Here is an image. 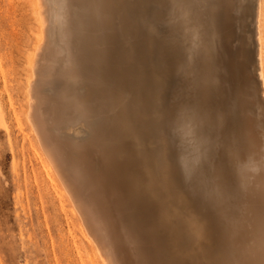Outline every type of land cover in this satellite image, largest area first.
Masks as SVG:
<instances>
[{
	"label": "bare ground",
	"instance_id": "1",
	"mask_svg": "<svg viewBox=\"0 0 264 264\" xmlns=\"http://www.w3.org/2000/svg\"><path fill=\"white\" fill-rule=\"evenodd\" d=\"M73 1L84 4L91 16L88 26L94 38L89 36L90 46L88 44V52L82 59L86 58L90 63H93V78L95 77L94 79L97 81V85H95V81L94 85L99 90V95L94 94L98 95L97 97L101 101L104 100L107 105L113 101H118L117 103L120 105L124 100L123 107L118 105L119 113L121 112L120 122L123 124V128L131 129L137 137L133 139L138 141L137 147L139 149L141 146L140 151H143V154L140 152V156H135L138 159H135L141 158L142 164H139L144 169L140 165L137 166L138 169H133L132 166V170H138L139 175H137L133 174L134 172L132 173L130 168L127 169L123 165L124 163L122 164L123 160L121 162V159L125 158L127 153L122 154L125 155L122 157L116 149L114 135L118 133L111 134L113 137H109L102 131L99 105L87 101L83 94L76 96L67 90H60L59 94L53 95L41 91L40 86L44 84L43 88L51 81H59L63 78L70 83H79V76L88 77V69L84 64L78 62L79 74H74L71 65L75 64L73 61L75 59L71 58L72 56L69 57L68 54H61L58 50L53 53L50 46L54 41V38L49 37L51 28L54 27L50 22L54 20L55 25L65 32L67 31L66 27L70 25H66L68 15L64 13V9L71 10L69 18L84 19L82 14L77 11L79 8L73 5L72 0H35L34 9L38 31L36 49L33 51V54L35 53L32 67L33 77L31 76L27 83L30 100L28 121L32 124V130L34 134L36 132L40 147L43 149L45 171L48 175L49 172L54 174L63 192L70 198L85 224V226L82 224L85 230L81 229L92 245L99 262L101 264H155L159 257L156 256V253L152 254L151 246H155L157 243L155 241L147 242L141 238L135 229L134 213L132 212V207L135 204L134 197L150 195L154 199V203L165 207L168 214L190 216L189 218L183 217V219L193 218L191 224L186 222L192 226L188 227V230H192V237L189 239H195V246L190 243L189 246L183 244V240L179 238L177 232H172V229L168 228L173 233L168 230L173 236L172 239L176 240H173L175 242L173 245L175 258V254L185 253L195 261L194 264H210L209 257L212 255L210 250H213L218 254H216L217 256H220L221 264H236L238 259L232 261V257H230L233 255L234 258L235 253L229 254L234 250L229 252V246L232 243L229 244L228 237L229 246L224 243L228 247L222 251L216 244L209 243L207 234L208 231H212L213 223L216 222H213L211 226V221L214 219H210V217L212 218L210 214H215L219 218L221 226L225 225L227 209H230V200L233 198V191H235L234 188L233 191L230 190L233 182L234 185L236 182L240 184L242 191H239L245 194L247 207L264 214V152H262L264 143L256 146V148H261V151L258 150L260 157L257 163L258 159L255 161V165L244 159L248 157L247 155L243 156V160L241 159L243 155L241 152L248 154L245 148L248 150L250 148L245 146V142L248 141V145L254 144L251 142L253 141L252 127L256 126L260 133L264 130V120L259 116L261 113H258V109L262 105L259 93L264 99V28L262 24L264 1L258 0L255 9L254 34L258 44V68L255 69L259 70V81H257L258 78L253 80L256 78L255 76L252 80L248 78L252 73L246 76L244 68L247 65L244 57L247 60L249 55L242 54L241 46L235 45L236 43L232 45L231 37H229L232 29L227 23L226 17L229 15L227 13L232 7H235L238 10V18L242 19L245 16L243 8L246 3L243 0ZM64 5L67 7L63 8ZM232 11L230 10V12ZM233 13L231 14L233 15ZM242 27L240 28L243 29ZM58 32L56 30V35ZM52 34L50 33V35ZM63 40L66 41V39H61L62 42ZM72 41L74 42V40ZM56 64L62 70L59 73L54 72ZM57 75L62 78L56 79ZM84 81L88 82V80ZM83 83L85 82L81 84ZM93 88L90 87V90ZM93 92L95 91L91 93ZM86 93H88V89ZM118 106L116 107L118 108ZM76 124L85 127L84 137H79L70 131ZM121 138L124 140L123 137ZM118 142L117 144H119ZM258 152L256 151V153ZM249 153L255 154V152ZM252 159L255 160L256 157L254 158L253 155ZM252 159L249 158V161L254 162ZM129 162L131 163V161ZM130 163L128 164L130 165ZM132 164L134 165V161ZM126 166L128 167V165ZM199 176L211 177L210 185L206 186L200 183L197 179ZM185 181L189 182L187 184L190 188L183 192L180 189V184ZM245 196H242L243 200ZM239 201V204H236L238 206L235 205L236 208L241 205ZM244 203L243 201L242 204ZM147 204L144 206L147 207ZM160 213L162 214V211ZM237 213L239 214V212ZM154 218L155 216H153ZM169 218L171 219V217ZM162 220L165 222L168 219L166 217ZM238 222L243 223L244 221L238 220ZM169 223L170 226L171 220ZM217 223L219 224V222ZM158 224L160 225V223ZM243 225L245 226V223ZM82 226L80 224V227ZM173 226L175 225L170 227ZM217 229H213V232ZM242 229L245 230V227ZM259 229L264 231V225L259 226ZM238 231L236 229L237 234L240 232ZM161 233L160 235L163 237L167 236V232ZM243 233L241 232L240 235L244 236ZM184 235L187 234L181 235V238ZM233 237L235 236L233 235ZM158 239L160 238L158 237ZM225 239L226 237L223 240ZM243 239L246 240V236ZM243 239H237L242 244L240 255L243 257L241 252L245 251L243 254L250 257L251 255L246 252L248 250L242 248L246 246L247 242L249 243V240L244 245V242H240ZM165 240L163 241L165 242ZM167 249L170 248L167 247L166 252H171ZM161 250L163 249L160 248V252ZM237 251L239 252V250ZM163 252L165 253V251ZM208 252L211 253L209 257ZM168 254L171 253H166V255ZM252 254L254 255V252ZM178 257L180 260L181 257ZM247 257L240 258V260L247 259ZM210 258L212 260L213 257ZM216 260L219 262L218 259ZM167 261L170 262V260ZM258 264H264V256L259 257Z\"/></svg>",
	"mask_w": 264,
	"mask_h": 264
},
{
	"label": "rangeland",
	"instance_id": "2",
	"mask_svg": "<svg viewBox=\"0 0 264 264\" xmlns=\"http://www.w3.org/2000/svg\"><path fill=\"white\" fill-rule=\"evenodd\" d=\"M243 2L244 3L246 2V3L243 8V11H244L243 15L245 16H243L242 19L238 18V10L235 7H232L234 10L232 8L230 9L231 11L233 10L232 12H230L229 10L227 13V15L229 14L228 15L229 18L226 17L227 23L229 27L232 29V32L230 33L229 37H231L230 40H231V44L233 43L232 45L236 43L235 45L241 46L242 54H244L245 56L249 55L247 60L244 57V60L246 61V65H247V67L244 68V70L246 69L245 70V74H247L246 76H249L252 73V75H250L248 78L252 80L253 76H255L256 78L254 77L255 79L253 80H257L258 78L257 81H259V72H258L259 70H256L258 68L257 67V61H258L257 46L258 44H257L256 35L254 34L255 33V30H254L255 29V13H256L255 9H256L258 0L256 1L255 0H243ZM72 3L74 6L79 8V10L77 11H79L82 14L84 19L77 20L73 17L69 18V14L71 13V10H69L68 8L64 9L63 10L64 13L68 15V18L66 21L68 23H66V25L67 26L69 24L70 25L66 27L67 31L65 32L62 29L60 30L58 25L57 26L55 25L54 20H52L53 24L52 22H50L51 26L52 27L54 26L57 32L59 31L56 35V30H54L55 28L54 27L53 29L51 28L50 33L51 34L53 33V34L50 35L49 33V37L51 36L52 39L54 38L53 39L54 41L53 40H52L53 42L51 41L53 44L51 43L50 46H51V50L53 53L56 50H58L60 51L61 54H64V55L68 54L69 57L72 56L71 58L75 59L73 61L76 64V66L75 64L71 65L73 67L74 74H77V75L79 74L78 62H81L82 64H84V66L88 69V75H87L88 77L84 78L83 76H79L80 77L79 83H73V82L70 83L66 81L65 79L63 80V78L60 77V75H57L56 79L58 78H62V79L61 80L59 79L58 81V80H55L54 78L55 80V81L53 80L54 82L51 81L50 83H48V85L45 84L43 88H42V85L44 84H42L40 86L41 91L43 93L53 95L57 93L59 94L63 90H67L76 96L83 94L86 96L87 101H90L94 104L99 105L100 110H101V116H102V124H101L102 131L108 134L109 137L110 136L113 137L112 135L118 133L114 135L115 136L114 141L116 143L115 145L117 146L116 149H118V151L120 152L119 154H121L122 157H125V155H122V154H126V153L128 155L131 154L130 156L126 154V157L123 159H121L122 157L120 156L121 162L123 160L122 164L124 163L123 165L127 169L130 168L129 170L132 173L134 172L133 174L139 175L138 174L139 172L136 169H138L137 166H139L140 165L139 163H141V158H139L140 162L139 160H136V159H138L137 157L140 156V152L143 154V151H140L142 149L140 145L139 146L141 149L140 148L138 149L137 147L138 141L136 142L133 139L134 137H136L133 134L134 132L131 129H127V127L123 128V124L120 122L121 112L119 113V111H120V107H123L124 105V100H122L123 97L120 99V101L121 100L123 101L122 103L123 105L120 103L121 106L119 105V103H117L118 101L117 102L113 101V103L112 102L110 103L111 105L110 104L107 105L104 100L101 101L100 99H98L97 96L99 95V90H98V87L95 86L97 85V81L94 79L95 77L93 78V75H94V72H93L94 66L92 67L93 63L92 62L90 63V61L86 58H84V60L82 59V57L86 56L87 54L86 52H88L87 49H89V46H90L89 39L91 37L94 38L92 35V31L90 27L88 26L91 16L88 14L89 10L84 4L80 2L78 3L73 0H72ZM34 5H35V0H0V264H101L95 255L92 245L88 242V240L86 239L82 231V229L85 230L82 226L83 224L82 219L78 215V212L75 210L70 198L65 194V192H63L54 174L52 172H49V175H48L47 172L45 171L44 169L45 155L42 151L43 149L42 147H40L41 144H40L39 138L37 137L36 132H35L36 134L35 135L32 130L33 128V126L31 127L32 124H30V121H28L29 120L28 111L30 108V100L28 98L27 83H28L29 78L31 76L33 77L32 67H33V62L35 59V56H34L35 53L33 54V51L36 49V37H37V31H38V22H37V17L35 15ZM66 5H64L63 8H66L67 7ZM235 10L236 12H234ZM231 13H233V15ZM262 24L264 28V17H263ZM71 25L72 27L70 28ZM241 26H243L242 27L243 29L240 28ZM245 32L247 33L245 34ZM61 35H63L64 37L62 36V38H60ZM263 36H264V30H263ZM239 38H241L242 40L241 39L239 40ZM61 39H66V41L63 40L62 42ZM235 39H238L239 41ZM72 40H74V42ZM55 41L57 42L58 45H60L59 46L60 48L58 47ZM76 41L78 42L76 43ZM82 41H84L83 43H86V42L87 43L83 44ZM96 45L98 46V44ZM69 48L71 49L69 50ZM30 55H33L34 57L33 56L31 57ZM263 56H264V46H263ZM263 64H264V58H263ZM54 66H56L54 67V72L59 73L62 71L59 65L56 64ZM250 70L251 72H249ZM90 77H92L93 79ZM82 78L83 80H81ZM84 80H88V82ZM56 81L58 82L56 83ZM61 81H63L64 83H62ZM82 82H85V83L81 84ZM86 83L87 84L89 83L88 84L89 86ZM60 84L61 85L63 84V86H61ZM90 87L92 88L94 87L96 90L94 88L91 90L95 92L91 93L92 91L90 90ZM87 89H88V93H86ZM94 93L95 94L97 93L98 95H95ZM86 94L88 95V97ZM259 94H260L259 95L260 104H262L260 105L259 108L260 109L262 108V109L261 110L258 109V113H261L259 116L260 118H262V120H264V114H263L264 113V101H263L264 99L261 98L262 97L261 93ZM116 106H118V108ZM71 129L72 130L70 131L74 134L76 133V135L79 137H84L86 134V129L81 124H76ZM122 130H125V131L123 132ZM120 134H123V135H120ZM128 135L129 136L132 135V136L129 138L127 137ZM252 135H253L252 137L253 141L251 142H254V144H252L254 146L248 145L249 144L248 141L245 142L247 144V145L245 144V146L250 147L249 148L250 151L248 150V148H245L247 149L248 154H245V152H241V155L243 154L241 156V159L244 158L245 155H247L248 157L247 158L245 157L244 159H246L247 162H250L252 164L254 163L253 165H255V161L257 159L258 160L256 161V163L259 161V157H260L259 152L261 151V148L257 147L258 148L257 149L256 146L263 145L264 130L262 133H260L258 131V128L256 126H253ZM121 137H123L124 140H122ZM136 138L135 140H137ZM117 142L119 144H117ZM134 147H136L135 148L137 149L136 151L134 150ZM129 149L131 150L129 151ZM256 151L258 153H256ZM249 152H255V154L254 153L252 154ZM262 152H264V150H262ZM256 154L257 156H255ZM253 155H254V158L256 157L255 160L252 159ZM249 158L250 160L252 159V161L254 160V162L249 161ZM127 160L128 162H126ZM129 161H131V163L132 161H134V165L133 164L131 165ZM128 163H130L131 166ZM126 165H128V167ZM132 166H133V169L136 168L135 171L132 170ZM140 167L142 166L140 165ZM142 168L144 169V167ZM197 179L200 181V183H203L206 186H209L212 178L209 176H199ZM187 182L185 181L182 184H180L181 191L183 190V192H185L188 190V188H190ZM235 184L236 185H234V182H233L232 183L233 186L231 185L232 187H230V190L234 188L233 190L235 191L232 190L233 191V196H232L233 201H231L232 200L231 199L230 200L231 204L229 205L230 209L232 208V210L230 211V209H227L228 212L226 215V219L224 220L225 222L224 226L226 228L224 226H221L219 218L215 214H210V216H212V218L210 217V219L211 220L214 219V221L210 220L211 226L213 224L215 226L213 225L212 226L213 228L211 227L212 231L211 230L208 231V234H207L208 241L211 245L212 243L216 244L219 248H221L220 250L222 251L227 249L229 244L232 243V245L235 247L230 245L229 248L232 250H230L229 248L228 249H229V252L233 250L236 251V252L233 251L229 253V254L235 253L234 258H233V255L230 257H232V261L233 259H235L234 261L238 259L236 261L237 263L235 262L236 264H239L241 262H242L241 264H252V263L258 264L259 257L264 256V243H262L264 242V231H261L259 229V226L264 225V214L258 213L255 209L253 210V208L251 207L249 208L247 207V199H246L245 194L241 192L242 189H240L241 188L240 184L237 182ZM236 188H238V190H236ZM238 191L241 192L240 195L238 194ZM241 194L242 196H245L244 200ZM134 200H135L134 201L135 204L132 207V212L134 213L136 231H138V234L141 236L143 240L147 242L155 241L157 243L155 244V246L153 245L151 246L152 254L155 255L156 253V256L159 257L156 260L155 264H158V263L160 264V262L161 264H174L175 262H176L175 264L177 263L178 264H194L195 261L185 253L183 254L177 253L175 254L176 258L174 257L173 245L175 242H173L174 239H172L173 237L172 232H177V235L179 236L180 239L183 240V242L182 240H179V241H181L185 245L188 244V246H189V243L195 246L196 244L195 239L191 238L193 241L189 239L190 237H192V230H188L189 229L188 227H192L190 224L193 218L183 219V217L189 218L190 216L189 217L188 215L187 216L186 215L185 216L184 215L183 216L182 215L173 216L171 214H168L165 210V207L161 206L158 203H154L155 201L154 199H152L150 195L139 196V197L136 196L134 197ZM146 200H147V203L149 204L146 203ZM238 201L241 202L240 203L241 207L239 206L238 208H236V206H238L236 205ZM243 201L245 202L244 204H242ZM144 202L145 204H147L148 208L144 206L145 205ZM139 209L140 211H142V209L144 210L142 212L137 211ZM250 209L252 210V212ZM152 210H153L154 215L152 214ZM155 211H158V212H155ZM161 211H162V214L160 213ZM237 212H239V214ZM152 215L155 216L156 219L155 218L153 219ZM166 217L168 220L164 222V220L162 219L163 218L166 219ZM169 217H171V219ZM159 218L161 219L162 222L160 221ZM176 219L178 220L179 223L177 222ZM169 220H171L172 222L171 225L173 224L175 225L173 226L175 228L173 227L171 228L170 227L171 225L169 226L170 224ZM238 220L240 222L243 220L244 221L243 223H245V226L243 225L242 222L239 223ZM186 221L190 222V224L187 223ZM234 221L238 222L240 226L238 225V223L236 224ZM217 222H219V224ZM226 222L228 223L226 224ZM232 222H233V225H231ZM158 223H160V225ZM80 224L82 227H80ZM247 224L249 227L253 228V229H250L251 232L249 229H246V228H249ZM83 225L85 226V224ZM218 225L221 227L219 228ZM243 226L245 227V230L242 229L244 228ZM168 228L172 229L171 230L172 232ZM213 229H217L216 231H219V232L216 233L215 230H214L215 232H213ZM236 229L237 231L238 230L240 231L241 229L243 231L242 230L240 232L238 231L239 232L238 233L239 235H238L236 233ZM223 230H225V232H222ZM246 230L248 231V233L249 232L250 233L248 234ZM164 231L167 232V236L164 233V236L166 237H163L162 235H160V233ZM187 231H190V232H187ZM244 231H246V233H243ZM212 232L216 235L214 236ZM241 232L244 234V236L242 234H241L242 236L240 235ZM218 233L220 236L222 235H225V236H222L220 238ZM183 234H187V235H184V237L182 236L181 238V235ZM233 235L235 237H233ZM245 236L247 238L246 240L243 239V237L245 238ZM251 236L253 238H249ZM158 237L161 240L158 239ZM213 237L214 238L216 237L218 241H216L217 239L216 238L214 239ZM225 237L226 239L223 240ZM227 237L230 240V243L227 242ZM168 238H170V240H167ZM231 238L233 241L231 240ZM238 238L239 240L243 239V241L241 240L240 242H244L243 243L244 245L246 241L249 240V243L247 242L246 246L242 248L243 249L245 248L246 250H248L246 252L249 255H251L250 256L251 258L244 255L245 251H243V249H242L243 252H241L243 257H241L240 249H241L242 244L239 243V240H237ZM163 240H165V242ZM254 241H257V242H254ZM191 242H193L194 244ZM250 242L251 243L253 242V244H251ZM224 243L225 244L229 243V244L228 246H226ZM163 244H166L167 246ZM238 244L240 248L238 247ZM259 244L260 246H258ZM167 247L170 248V249H167V251L169 250L171 252H166ZM236 247H238L239 249ZM160 248L163 249L161 250L162 253L160 252ZM233 248H235L236 250ZM237 250H239V252ZM163 251H165V253ZM210 251L212 253L211 256H210L211 253L209 254ZM210 251L208 252V257L209 256L213 257L212 258L213 261L209 257V260H210L209 262L210 264H214V262L217 261L216 259L219 260L221 258L220 256H217L218 254L215 251L213 250H210ZM253 252H254V255L252 254ZM166 253H171L172 255L170 254L171 255L170 256L168 254L169 255L168 256L166 255ZM178 256L181 257L180 260ZM245 257H247V259L240 260V258H245ZM214 258H215V261H214ZM167 260H170V262H168ZM179 262H182V263H179ZM219 262L218 264H221L222 261L219 260Z\"/></svg>",
	"mask_w": 264,
	"mask_h": 264
}]
</instances>
